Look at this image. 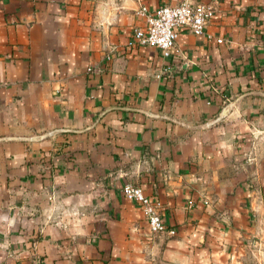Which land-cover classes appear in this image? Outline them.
Returning a JSON list of instances; mask_svg holds the SVG:
<instances>
[{
  "label": "crops",
  "instance_id": "0c3cea01",
  "mask_svg": "<svg viewBox=\"0 0 264 264\" xmlns=\"http://www.w3.org/2000/svg\"><path fill=\"white\" fill-rule=\"evenodd\" d=\"M182 1L203 35L134 43ZM0 264H264V0H0Z\"/></svg>",
  "mask_w": 264,
  "mask_h": 264
},
{
  "label": "built area",
  "instance_id": "2783aa9c",
  "mask_svg": "<svg viewBox=\"0 0 264 264\" xmlns=\"http://www.w3.org/2000/svg\"><path fill=\"white\" fill-rule=\"evenodd\" d=\"M213 12L211 3L190 5L187 1L173 6H160L152 12L139 6L136 15L142 18L143 26L133 29L134 43L155 48L166 59L175 47L178 29L182 28L190 34L201 36ZM121 194L139 209L150 234L165 233L174 236L175 231L165 228L157 207L143 194L140 187L125 183Z\"/></svg>",
  "mask_w": 264,
  "mask_h": 264
}]
</instances>
